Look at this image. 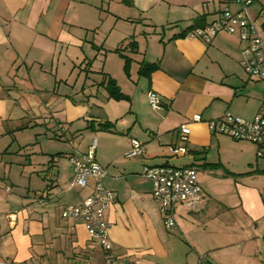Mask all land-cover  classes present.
<instances>
[{"label":"crops","instance_id":"1","mask_svg":"<svg viewBox=\"0 0 264 264\" xmlns=\"http://www.w3.org/2000/svg\"><path fill=\"white\" fill-rule=\"evenodd\" d=\"M239 6L234 0H0V260L106 264L84 224L61 216L64 205L79 203L96 182L69 185L68 153L86 152L92 143L107 172L102 182L114 196L105 218L121 264H234V248L244 261L257 260L264 158L252 149L248 169L231 176L230 203L202 183L198 168L211 181L234 172L212 160L229 137L211 131L207 121L227 110L252 117L264 80L241 67L235 34L219 32L209 42L175 36ZM248 10L264 37V0ZM132 40L136 52L127 47ZM117 48L131 58L128 75ZM141 61L158 67L138 75ZM103 73L129 98H109ZM149 90L160 96V109L149 106ZM196 113L200 121H192ZM103 122L110 129H101ZM181 124L190 128L185 142L177 136ZM131 137L144 152L126 158ZM170 145L185 152L174 154ZM144 164L197 171L202 200L193 208L174 206L175 228L163 224Z\"/></svg>","mask_w":264,"mask_h":264},{"label":"built area","instance_id":"2","mask_svg":"<svg viewBox=\"0 0 264 264\" xmlns=\"http://www.w3.org/2000/svg\"><path fill=\"white\" fill-rule=\"evenodd\" d=\"M259 0H234L239 3L238 10L228 7L220 10L215 18L203 26L194 27L190 37L199 38L205 42L219 32L235 34L242 44L239 63L249 77L264 80V37L261 36L254 19L249 14V6ZM147 100L153 110L162 106L160 96L149 90ZM192 121H200L201 115L196 113ZM211 131L227 135L235 140L248 141L255 145L256 156L264 158V96H262L257 112L250 118L235 115L225 111L219 117L207 121ZM190 133L186 124L177 128L179 141L185 142ZM95 143L86 152L73 149L67 158L72 166L71 187L85 186L90 177H95L91 192L77 204H66L61 209V216L81 221L88 235L103 250L106 264H121L113 242L109 236V222L105 211L113 201V193L107 189L102 179L107 174L94 156ZM170 152L177 154L185 152V147L170 145ZM144 152L143 144L135 137L129 139V147L124 152L126 158H134ZM142 174L152 182V196L158 203L163 224L172 229L176 226L174 206L182 204L187 208L197 207L202 200V189L198 182L197 171L193 166H173L169 164H144ZM12 219V215H10ZM262 253H264V235L261 236ZM0 264H15L0 260Z\"/></svg>","mask_w":264,"mask_h":264},{"label":"rangeland","instance_id":"3","mask_svg":"<svg viewBox=\"0 0 264 264\" xmlns=\"http://www.w3.org/2000/svg\"><path fill=\"white\" fill-rule=\"evenodd\" d=\"M221 145L222 150L219 153V158L217 152L215 151V155L212 156V160H221V162H223L229 170H232L238 174L234 172L225 171L226 175H220L216 177L214 176L215 178L211 181V178L207 177V175L210 176L212 174H208L203 168H198V172H200L198 177H200L202 183L207 184L208 186L212 185V192L217 194L216 196L223 198L225 200L224 202L230 203V200H232L230 196L233 195L235 192V185L233 182L234 178H232L231 176L242 175L241 172L248 169V158L251 154L252 149L254 150L255 155L256 148L255 145L252 143L245 141L243 142L242 140H235L231 137L224 140ZM259 161L264 164V159H259ZM248 181L249 180H247L246 183ZM248 184H250V182H248ZM232 252L234 253V258H232L234 260V264H264V254H262V247L261 252H258L257 254V260L255 259L253 263L246 262L242 259L243 255L242 250L240 248H234ZM258 258L260 260H258Z\"/></svg>","mask_w":264,"mask_h":264},{"label":"trees","instance_id":"4","mask_svg":"<svg viewBox=\"0 0 264 264\" xmlns=\"http://www.w3.org/2000/svg\"><path fill=\"white\" fill-rule=\"evenodd\" d=\"M194 27H190L187 29H184L183 31L179 32L178 34H176L175 36H186L187 34H189V32L193 29ZM127 47L129 48L130 52H136L137 49V44L135 41H130L127 44ZM116 52H118V54L122 57L123 59V70L124 73L126 75L129 74V68H130V63H131V58L128 55H125L123 53L120 52V48L115 49ZM158 65L157 63H152V62H140L139 63V67L137 70L138 75L141 76H147L149 75L152 71H154L155 69H157ZM102 84L105 86V89L108 93V97L109 98H113L115 100H120V99H128V95L123 93L119 86L117 85L115 79H113L112 77H110L109 75H106L103 73V81ZM99 127L101 129H110V124L108 122H103V123H99ZM216 165V164H214Z\"/></svg>","mask_w":264,"mask_h":264}]
</instances>
